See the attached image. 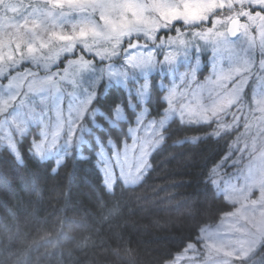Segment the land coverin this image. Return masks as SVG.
<instances>
[{"label":"rangeland","instance_id":"374dc122","mask_svg":"<svg viewBox=\"0 0 264 264\" xmlns=\"http://www.w3.org/2000/svg\"><path fill=\"white\" fill-rule=\"evenodd\" d=\"M176 21L187 27L164 34ZM155 73L168 77L158 118L144 103ZM104 78L137 83L143 102L131 140L100 148L109 189L140 180L176 116L215 120L224 130L241 124L213 174L232 210L167 264H240L251 256L264 239V0H0V140L15 155L16 138L33 125L42 157L80 144ZM125 117L119 106L110 123Z\"/></svg>","mask_w":264,"mask_h":264},{"label":"trees","instance_id":"16d2710c","mask_svg":"<svg viewBox=\"0 0 264 264\" xmlns=\"http://www.w3.org/2000/svg\"><path fill=\"white\" fill-rule=\"evenodd\" d=\"M181 26L187 27L176 21L163 33ZM165 80L151 75L144 101L150 117L167 108ZM133 84L104 78L93 101L98 112L84 121L83 141L60 157L36 153L34 125L16 138L18 155L0 140V264H167L232 210L213 174L241 124L224 130L215 120L189 123L176 116L140 180L106 186L99 151L131 140L129 128L143 106ZM119 106L126 117L111 124ZM240 264H264V239Z\"/></svg>","mask_w":264,"mask_h":264},{"label":"water","instance_id":"95a60500","mask_svg":"<svg viewBox=\"0 0 264 264\" xmlns=\"http://www.w3.org/2000/svg\"><path fill=\"white\" fill-rule=\"evenodd\" d=\"M239 22H240V20H239V19H236V20L233 22L231 28H230L229 31H228V32H229V36H230V38H232V39L236 38V37L238 36V34H239V31H238Z\"/></svg>","mask_w":264,"mask_h":264}]
</instances>
